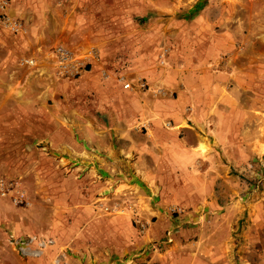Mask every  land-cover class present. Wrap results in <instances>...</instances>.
Listing matches in <instances>:
<instances>
[{"label":"rangeland","instance_id":"obj_1","mask_svg":"<svg viewBox=\"0 0 264 264\" xmlns=\"http://www.w3.org/2000/svg\"><path fill=\"white\" fill-rule=\"evenodd\" d=\"M52 12L103 56L0 85V264H264V0H0V69Z\"/></svg>","mask_w":264,"mask_h":264},{"label":"crops","instance_id":"obj_2","mask_svg":"<svg viewBox=\"0 0 264 264\" xmlns=\"http://www.w3.org/2000/svg\"><path fill=\"white\" fill-rule=\"evenodd\" d=\"M50 14V22L48 26V37L37 36L33 37L31 41L32 51L29 53L23 54L17 61L15 67L9 69H0V85L4 86L2 89L6 91L9 88H21V91H26V88L30 85L32 87H47L49 94L56 93L57 87L53 86L54 83L67 80L66 74L71 71L80 70V68L85 64V60L88 64L92 61L99 60L103 56L102 47L103 36L99 30L96 31V28H88L86 32H79V29L72 22L70 17H61L55 13ZM63 47L66 50L70 51L74 58L79 59V66L70 68L69 71H66L62 68L61 62H59V56L56 52L57 48ZM30 58L34 61L33 65L26 64V59ZM85 59V60H84ZM87 64V65H88ZM86 67V66H85ZM85 70V68H84ZM81 71V74L84 72ZM61 72L62 74H59ZM25 76L27 78L32 77L30 81L22 80L20 77ZM7 76L9 80H3L2 77ZM80 76V75H79ZM57 77H62L63 79L58 80ZM23 78V77H22ZM6 81V82H3ZM46 82V83H45ZM38 85V86H37ZM23 87V88H22ZM126 92V91H125ZM4 94V93H3ZM71 124V123H68ZM76 124V123H74ZM85 125L84 123H78V125ZM82 127V126H81ZM71 128L72 124H71ZM83 129L82 131H84ZM88 139V136L86 137ZM98 140H101L98 138ZM112 156V160L119 154H112L111 152L103 153L100 149L99 152H93L91 157H95L97 162L100 163L103 167H106L108 164V158Z\"/></svg>","mask_w":264,"mask_h":264},{"label":"built area","instance_id":"obj_3","mask_svg":"<svg viewBox=\"0 0 264 264\" xmlns=\"http://www.w3.org/2000/svg\"><path fill=\"white\" fill-rule=\"evenodd\" d=\"M56 52L58 53L59 56L58 61L61 62L62 68L64 70L69 71L70 68L80 65L79 59L74 58L73 54L70 51L66 50L65 48L59 47L57 48ZM25 63L28 65H33L34 61L31 59H27ZM126 87H130V85H127ZM12 237L13 239H16L14 235ZM36 242L38 243V245L40 244L42 246H48V244L51 243L50 241L44 238H38V236H32V238H30L28 242H23V245L29 246L30 244L33 243L35 244Z\"/></svg>","mask_w":264,"mask_h":264},{"label":"bare ground","instance_id":"obj_4","mask_svg":"<svg viewBox=\"0 0 264 264\" xmlns=\"http://www.w3.org/2000/svg\"><path fill=\"white\" fill-rule=\"evenodd\" d=\"M208 145H207V143H206V141H205V139H203L202 140V144H201V149L203 150V151H208Z\"/></svg>","mask_w":264,"mask_h":264}]
</instances>
